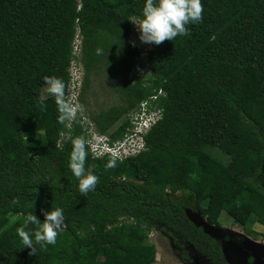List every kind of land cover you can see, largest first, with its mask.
<instances>
[{"label": "trees", "instance_id": "obj_1", "mask_svg": "<svg viewBox=\"0 0 264 264\" xmlns=\"http://www.w3.org/2000/svg\"><path fill=\"white\" fill-rule=\"evenodd\" d=\"M144 3L0 0V264H152L149 231L166 236L183 264L195 263L187 248L207 264H231L186 211L215 227L223 213L246 236H255L248 226L264 228V0H201L202 19L186 25L187 35L151 44L148 73L129 78L137 52L126 40ZM76 29L78 103L98 76L118 100L88 115L97 133L120 139L126 114L164 92L144 151L114 168L106 167L110 156H87L99 182L86 195L68 166L81 128L73 121L60 139L54 97H40L45 76L66 85ZM211 147L228 157L217 172ZM55 207L65 217L56 243L36 244L33 235L37 252L29 255L16 229L30 212L43 222Z\"/></svg>", "mask_w": 264, "mask_h": 264}, {"label": "clouds", "instance_id": "obj_2", "mask_svg": "<svg viewBox=\"0 0 264 264\" xmlns=\"http://www.w3.org/2000/svg\"><path fill=\"white\" fill-rule=\"evenodd\" d=\"M202 11L201 0H145L142 18L135 17L131 22L140 34L141 43L159 45L166 40L172 41L177 36L187 35L188 28L186 25L199 22L202 19ZM98 53L103 54L101 50H98ZM43 81L46 85V92L54 97L59 114L58 122L64 123L69 119L75 120L77 114L84 110L83 105L74 103L67 97L64 81L55 76H45ZM88 143L84 136L72 138V149L69 154L68 166L79 182L78 187L82 195L94 190L99 182V177L93 174L94 166L85 168ZM29 155L31 154L29 153ZM117 160L118 157L112 156L106 167H116ZM43 215L44 220L41 222L30 212L23 224L16 229L23 248L30 249L29 255L35 256L36 253L33 246V235L36 244L52 245L56 243L58 233L64 227L65 217L60 207L51 208ZM30 224L36 226L34 231L29 230Z\"/></svg>", "mask_w": 264, "mask_h": 264}, {"label": "built area", "instance_id": "obj_3", "mask_svg": "<svg viewBox=\"0 0 264 264\" xmlns=\"http://www.w3.org/2000/svg\"><path fill=\"white\" fill-rule=\"evenodd\" d=\"M139 32L135 25L131 23L130 33L127 36V44L136 49L134 57V66L130 71L129 78H144L148 73V52L151 50V44L141 43ZM134 45V46H133ZM81 52V36L78 30H75L71 43V58L67 67V83L65 92L67 97L74 103H78V96L83 81V68L79 62ZM164 96L160 89L153 92L146 99L142 100L137 106L128 112L125 116L128 123L124 134L120 139L110 141L106 135L95 131L93 124L80 112L75 120H66L64 122V132L60 133V139L68 136L71 130L72 122L78 123L82 135L88 140L86 150L90 159H99L104 156H116L118 162L127 158L135 157L145 150L144 136L161 118V110L156 107L159 97Z\"/></svg>", "mask_w": 264, "mask_h": 264}, {"label": "rangeland", "instance_id": "obj_4", "mask_svg": "<svg viewBox=\"0 0 264 264\" xmlns=\"http://www.w3.org/2000/svg\"><path fill=\"white\" fill-rule=\"evenodd\" d=\"M108 82V79L104 76H98L91 80L90 88L84 99V110L80 112L85 117H88L90 113H96L117 104V97L111 93ZM49 96L46 92V86L41 88L40 97L45 99ZM30 134L38 138L41 137L42 132L40 129H35ZM206 151L214 160L212 167L214 172H217L221 166L228 162V157L221 153L218 148L211 147L207 148ZM186 214L194 225L201 227L219 241L223 253L231 264H246L248 258L252 259L251 264H264V228L261 226L257 224L248 226L255 236H246L241 228L231 226L230 219L223 213L218 218L220 227L208 225L205 219L192 209H188ZM147 244L154 247L155 254L152 264H183L176 257L170 240L159 232L149 231L147 233ZM33 246L37 252V247ZM187 250L189 256L195 262L194 264H207L192 249L187 248Z\"/></svg>", "mask_w": 264, "mask_h": 264}]
</instances>
